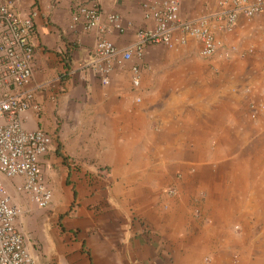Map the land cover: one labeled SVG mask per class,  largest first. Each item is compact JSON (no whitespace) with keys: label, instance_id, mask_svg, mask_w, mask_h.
Wrapping results in <instances>:
<instances>
[{"label":"crops","instance_id":"0c3cea01","mask_svg":"<svg viewBox=\"0 0 264 264\" xmlns=\"http://www.w3.org/2000/svg\"><path fill=\"white\" fill-rule=\"evenodd\" d=\"M15 1L22 15L33 6L38 11L30 87L39 88L40 111L24 113V127L53 140L55 134L60 151L41 158L52 191L48 208L56 215L73 203L77 215L18 218L37 264H194L207 246L213 254L206 260L225 264L234 241L241 257L252 228L264 220L263 210L253 208L264 198V113L254 110L264 105V12L239 18L231 31L213 25L228 59L202 58L193 39L173 49L147 46L141 59L114 66L103 85L84 68L96 31L70 28L71 8L86 0ZM143 1L97 0L103 20L118 14L124 25L132 23L123 35H106L118 49L151 25L143 19ZM178 1L183 20L218 10L217 0ZM134 65L141 70L137 90ZM21 183L5 182L26 214L36 205L18 191ZM193 199L211 224L192 215ZM234 222L244 237L232 238L231 228L239 229Z\"/></svg>","mask_w":264,"mask_h":264},{"label":"built area","instance_id":"2783aa9c","mask_svg":"<svg viewBox=\"0 0 264 264\" xmlns=\"http://www.w3.org/2000/svg\"><path fill=\"white\" fill-rule=\"evenodd\" d=\"M217 6L218 10L211 16L183 20L179 16L178 0H144L143 19L151 25L138 28L134 42L123 49H118L106 35H123L132 28V23L124 25L118 14H109L103 20L97 0L78 2L71 8L70 28L96 31L91 59L84 68L93 69L101 83L107 85L114 66H122L133 56L141 59L147 46L173 49L193 39L199 43L202 58L211 59L218 54L230 58L229 50L215 37L213 25L231 31L239 18L249 20L263 13L264 0H217ZM37 13L33 6L22 15L15 0H0V176L22 179L18 191L26 194L38 209H47L52 191L43 178L41 158L55 151L54 140L40 128L26 129L22 117L29 110L40 111L35 101L39 88L30 87ZM140 72L138 65L130 68L133 90L139 88ZM169 193L174 194V190L170 189ZM21 214V209L11 203L0 179V264H37L25 246L26 237L16 227Z\"/></svg>","mask_w":264,"mask_h":264},{"label":"rangeland","instance_id":"374dc122","mask_svg":"<svg viewBox=\"0 0 264 264\" xmlns=\"http://www.w3.org/2000/svg\"><path fill=\"white\" fill-rule=\"evenodd\" d=\"M261 95L264 96V91H263V93ZM262 103H264V101ZM263 107H264V105L256 106V109L254 108V110H257L258 111V110L261 109V112L263 114L264 113V108ZM257 113L253 112V114H252V116L250 118V121L252 123H253V121H256L257 120V117H258V114ZM259 116H261V114ZM262 122H264V121H262ZM55 125H60V123L57 122V120H56ZM54 135L55 134H53L55 151L53 153H57V152L60 151V145L57 144L58 141H57V139H56V137ZM258 152H259V150H258ZM257 155H259V154H257ZM261 156H262V154H261ZM61 158H62V161L65 160V158L63 157V155H61ZM57 167H60V165H58ZM43 171H44V167H43ZM60 173L62 174V172H60ZM0 179H1V181L3 182V184L6 186V188L8 190V187L5 184V182L10 181V180H8V179H6V178H4L2 176H0ZM62 183H65V186L66 187H68V185H69L68 179L65 182H62ZM58 187H60V186H58ZM61 196H62V192H61V190H59V198H58L59 200H62V197ZM257 199H258L256 201L257 205H255L253 208L258 207L260 210H263V212H262L263 216L262 217L264 219V198H262L260 196ZM26 202H28L27 199H26ZM193 202H194V206L195 207L194 206L192 207V212H191L192 215L195 218L200 219V221L203 224H205V225L206 224L207 225L211 224L210 223V220H208L207 217L205 215H203L200 210L196 209L197 207H200V205H199L200 201H195V199H193ZM11 203L14 204V205H16V206H18L21 209L22 214L19 217V219L20 218L23 219L25 216H28V215L29 216H32L33 220H44V219H48V217H50V218H52L54 220H58V221H60L63 218H65L66 221H68V220H72L74 218H77V215H75V212L72 210V207L74 208V204L73 203H71L70 208H68L67 210H64L63 209L61 212L57 213L56 215H52L51 214L52 212H51L50 208H47V209H38L37 207H34V210H31V212L28 211L29 213L24 214L25 211H24V208H22L21 205H19L18 203L13 202L12 199H11ZM251 216H253V215H251ZM131 219H134V216H131ZM252 219H253L254 222L256 221L255 217H252ZM18 220H17V222H18ZM262 222H263V224L259 225L258 227L255 226L254 228H252V231H251V234H250V239L247 240V241H245L246 242V247L245 248H247V249L245 250V253L244 252H241V257H243V259L240 257L239 252H238V254H239V257H240L241 260H239V257H236L234 255V254H237L235 250H238L237 249V245H235V241H234V244L233 245H230V246H233V250H227L225 252V254H224V256H227V261L223 260V262L225 264H264V220ZM17 226L18 225H16V227ZM234 226H239V229H237V230H235L234 227H232L231 230H230V234H231L232 238H234V240H235V238H237L238 235L242 236V232H241L242 231V228H241V226H240L239 223H235L234 222ZM17 229L23 235H25L26 238H28L27 237L28 235L25 232L21 231L19 228H17ZM236 231H238V234L235 233ZM242 237H244V236H242ZM205 252L208 253V254H204L203 255V260H201L200 262L193 261L194 264H213V262L211 260H206L207 257H209L208 255L213 254V251L211 250V252H210L209 246H207ZM249 254H250L251 257L249 256ZM236 258H238V259H236ZM244 258H246V259H244ZM242 260H245V261H242Z\"/></svg>","mask_w":264,"mask_h":264}]
</instances>
